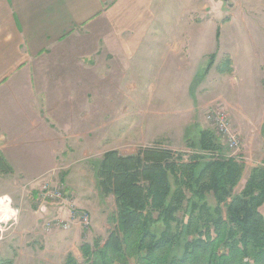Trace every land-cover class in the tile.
Segmentation results:
<instances>
[{
  "label": "crops",
  "instance_id": "obj_1",
  "mask_svg": "<svg viewBox=\"0 0 264 264\" xmlns=\"http://www.w3.org/2000/svg\"><path fill=\"white\" fill-rule=\"evenodd\" d=\"M156 2L0 0V153L13 168L0 173V199L10 200L13 209L11 218L0 222L2 257L39 264L30 243L56 235L40 226L37 192L29 196L18 185L77 169L89 162L90 151L103 157L116 149L109 139L114 120L144 122L159 105L173 119L186 111L187 102V111L201 110V101L214 97L215 84L198 86L201 101L194 106L190 91L196 85L197 56L206 54L207 77L221 75L209 79L223 85L233 78L237 69L224 74L210 67L217 52L195 53L196 41L204 38L167 31L169 17L157 24ZM77 173L72 172L77 180L68 190L84 208L94 207L91 194L81 202L79 194L91 182ZM100 215L92 213L95 225Z\"/></svg>",
  "mask_w": 264,
  "mask_h": 264
},
{
  "label": "rangeland",
  "instance_id": "obj_2",
  "mask_svg": "<svg viewBox=\"0 0 264 264\" xmlns=\"http://www.w3.org/2000/svg\"><path fill=\"white\" fill-rule=\"evenodd\" d=\"M156 4L158 5L157 24L160 18V20L165 17L171 18L173 20L172 25L165 28L167 31L190 34L189 36L195 37V39L204 38V40L196 41V45L193 47L196 54L200 51L217 52L214 57L210 58V67L216 66L218 68L229 56L232 59L233 69L237 70L235 74L232 73L233 78L228 82L224 81L222 85L219 79H213L221 76L218 73L215 75L212 73L207 77L205 72L207 59L203 60L206 54L204 56L202 54L201 57L197 56L198 60H195V67L198 72L193 75L196 79V85L190 91L193 105L200 104L201 98L199 101L198 97L200 84H203V87L215 84V87H211V89L217 90L216 92L213 91L214 97L210 100L201 101L202 108L195 113L187 111L189 102L185 103L186 111L181 114L177 113V119H173L175 115L165 112L164 109L162 111V107L159 105L155 106V109L154 106H151L155 114L148 113L149 118L144 122L114 120L113 129L109 134L111 136L109 137L110 147H115L122 154L127 155L136 153L141 147L163 142L162 146L173 150L188 154H192V152L202 153L204 157L199 168L213 157L233 158L238 163L244 164L242 178L233 190L234 193H240L254 168L264 165V0H157ZM218 34L220 40L217 38ZM209 77L213 78L209 79ZM211 89L207 91L209 95H211ZM208 93H201V96L207 98ZM189 107L191 108V104ZM214 108L223 109L229 114L232 128L240 134L241 145L239 150L231 149L224 136L219 135L211 121L206 119L208 113ZM206 129H211L217 140L219 139L218 142L222 146L219 153L205 151L201 148L202 132ZM191 143H195L194 148L190 147ZM90 152L92 153L87 154V156L90 155L87 157V162L88 160L89 162L77 169L64 168L63 173H60L61 170L56 175L50 172L42 179L32 180L29 184L17 186L22 187L24 193L29 192V196L31 192H37L34 207L42 221L40 226L49 235L54 234V232L56 234L54 238H47L44 242L34 240L30 243V245H35V249L38 251L37 260L39 264H65L70 252L76 256L80 263H83L81 245L84 242L94 244L98 237L105 239L114 229L113 215L117 210L114 195L101 196L102 192L98 178H96V169L102 154L98 151ZM66 172L69 173L65 174ZM72 172H78L77 175L83 179L85 177L90 178L89 183H91L86 185V188H82L79 196L82 198L81 202L85 203L87 193L91 194L93 196L92 202L95 203L93 204L94 207L90 205L89 209L84 208L77 203V195L73 192L70 194L69 184L74 188L77 180L73 177ZM67 176L74 178L73 181L69 180L72 178L67 179ZM57 186H61L70 195L76 207L87 211L91 219L90 227L87 228L79 223L72 224L71 228L48 224L52 221L49 216L53 214L63 218L65 223L67 220L73 219L65 203L57 200L44 203L48 206V216L42 212L44 205L41 206L39 203L41 193H51L55 190L49 188ZM90 190L92 191L89 192ZM187 193L188 196L192 195L190 191ZM191 198V203L193 200H197L193 196ZM203 201L209 203L213 209L217 204L213 193L207 194ZM185 206H187V201ZM96 212L101 215L95 225L92 213ZM104 212L106 213L104 214ZM177 216L187 222L189 211L184 213V210H181L177 212ZM52 217L55 218V216ZM155 218L158 219L157 214H155ZM172 226L176 229L177 222H173ZM5 227L6 224L3 226L6 231ZM152 228L162 231L166 227L162 220H158ZM76 229L80 230V234H74ZM185 239L186 235L184 234L174 250L180 251ZM94 259L96 264H102L99 256ZM132 264H135L134 261Z\"/></svg>",
  "mask_w": 264,
  "mask_h": 264
},
{
  "label": "trees",
  "instance_id": "obj_3",
  "mask_svg": "<svg viewBox=\"0 0 264 264\" xmlns=\"http://www.w3.org/2000/svg\"><path fill=\"white\" fill-rule=\"evenodd\" d=\"M231 63L228 56L219 72L232 74ZM218 140L206 129L201 148L219 153ZM162 145L156 142L127 155L113 149L103 155L96 174L102 195L115 197L114 229L105 239L81 245L83 263L70 252L65 264H96V256L102 264H264V165L256 166L244 189L234 193L244 164L220 156L199 168L202 153ZM10 172L13 168L0 153V173ZM209 193L217 200L214 209L203 201ZM192 196L197 200L191 203ZM181 210L189 211L187 222L178 218ZM158 220L166 227L162 231L152 228ZM184 234L180 251L174 250ZM0 264L15 260L0 255Z\"/></svg>",
  "mask_w": 264,
  "mask_h": 264
},
{
  "label": "built area",
  "instance_id": "obj_4",
  "mask_svg": "<svg viewBox=\"0 0 264 264\" xmlns=\"http://www.w3.org/2000/svg\"><path fill=\"white\" fill-rule=\"evenodd\" d=\"M207 120L211 121L214 128L216 129L217 133L219 135L224 136V138L227 141L228 146L233 150H239L241 145V139L240 134L238 131H236L234 128H232L231 118H229V114L223 110V109H213L211 112L208 113ZM61 186L57 187H50L49 189H54L55 191L51 193L44 194L41 193V196L39 198V203L41 206L44 205L46 202L50 201H61L64 202L66 205V208L70 210L73 219L67 220L65 223V220L63 218L57 216L56 214H53L52 216H55L53 218L52 216H49L52 218V221L48 224L50 225H58L62 226L63 228L70 227L72 224H82L85 227H90L91 225V219L87 211L80 210V208L76 207L74 204L72 198L70 195L65 192ZM43 212V211H42ZM48 216V214H46Z\"/></svg>",
  "mask_w": 264,
  "mask_h": 264
},
{
  "label": "bare ground",
  "instance_id": "obj_5",
  "mask_svg": "<svg viewBox=\"0 0 264 264\" xmlns=\"http://www.w3.org/2000/svg\"><path fill=\"white\" fill-rule=\"evenodd\" d=\"M13 213L10 200L0 199V222L8 221Z\"/></svg>",
  "mask_w": 264,
  "mask_h": 264
},
{
  "label": "water",
  "instance_id": "obj_6",
  "mask_svg": "<svg viewBox=\"0 0 264 264\" xmlns=\"http://www.w3.org/2000/svg\"><path fill=\"white\" fill-rule=\"evenodd\" d=\"M225 1H227V0H225ZM42 211H43L45 214H48V206H47V205H44Z\"/></svg>",
  "mask_w": 264,
  "mask_h": 264
}]
</instances>
